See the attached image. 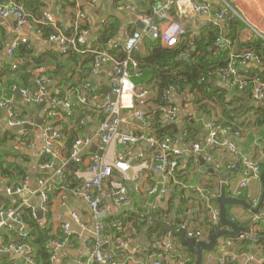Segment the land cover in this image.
Instances as JSON below:
<instances>
[{
    "label": "crops",
    "instance_id": "obj_1",
    "mask_svg": "<svg viewBox=\"0 0 264 264\" xmlns=\"http://www.w3.org/2000/svg\"><path fill=\"white\" fill-rule=\"evenodd\" d=\"M30 1L31 3H29ZM195 1L204 2L206 0ZM8 2H14L23 7L27 14L28 24L23 31L15 32L13 29L14 21L12 19H0V101L6 97L10 99L16 119L24 121V124H29L32 128L18 129L22 125L12 126L7 110L0 108V154L3 155L4 161L13 164L16 169L25 172V178H28V182L25 184L24 178L21 179L20 183L18 182L20 178L16 174H13L10 178H2L0 176V208L8 210L16 207L20 216L23 215L27 219L29 216V219L35 224L33 223L34 226L30 229L28 224L23 223L21 225L7 220L6 227L0 230V236L4 235V237L11 241L19 242V240H24L21 232L26 231L29 235L32 232L33 234L44 232L48 237L52 238L51 240L53 238L62 239L61 223L65 221L70 223V231L72 232L69 237V243L66 247L58 249L55 252V261L50 264H79L88 261L90 249L87 246V240L90 238H94L95 242L102 244L101 250L103 252L112 250V246L108 240L124 239L126 246L123 251V260L126 264H152L154 256L163 252L165 246L174 241L175 249L169 255L166 264H193L196 260L195 257L189 254L187 248L182 246L176 238L165 233L162 228L163 236L158 237L157 233L149 235L150 226L154 224L151 219H148L139 229L129 224L126 226L125 234L121 237H118L114 233L112 226H106V231L100 239L93 237V234L89 232L94 226L93 218L87 203L81 198H72L71 195L65 194L64 189L58 188L59 180L54 176L56 171L61 167V163L67 160V144L69 139L71 137L92 135L103 121L104 117L100 110L104 98L106 95H109L105 91L110 88L109 72L112 64L103 65L95 75H91V62L87 61V58H90L89 53L79 54L70 50L67 55L61 54L57 51L55 45L48 42V37L58 35L62 31H74L78 29L80 36L78 43L80 47L96 49L93 45L97 41L98 32L103 27V24L111 21L114 23L113 21H115L118 24V31L113 41L124 43L135 34L142 32V30L136 27L135 14L120 9V0H0V3ZM162 2V0H133L137 11L147 15L152 5L160 6ZM261 2H264V0ZM212 5L215 9H219L230 4L229 0H214ZM235 5L243 7L239 2H235ZM29 8L31 9L29 10ZM45 12L53 17L55 20L54 25L44 18L43 14ZM173 15H176V13H173ZM181 22L187 32L192 36L194 35V44L188 46V39L186 38L178 46L179 48L184 47V50L181 51L182 53L192 56L195 52L194 48L199 47L201 39L199 27L201 21L200 18L191 12L187 13ZM228 31L226 30L222 34L224 39L228 40L231 45L230 47H232L230 54L242 53L243 50L239 47L237 40L231 42L227 39ZM250 35L252 33L248 35L242 32L241 35L237 36L241 41L253 38L252 36L249 37ZM18 38L27 40V44H21L17 48V50L21 47L28 48L26 56L27 64L25 69L20 66L23 65L20 63L18 68L13 70L12 65L14 64V60L23 59L20 55H17V50L14 60L8 55L9 48ZM154 43L155 41L152 40L151 36L146 34L138 52L142 64L146 61L144 58L149 57L154 50L153 47L156 45ZM206 44L207 42L205 41L203 45L206 46ZM207 53L216 54L214 44L208 46ZM187 57L183 60H186ZM175 59L182 61L175 57L172 62ZM149 61L153 63L152 59ZM165 62L166 60L160 65H155L159 70V76L154 75L149 83L146 82L147 84L143 85L150 92L148 98L135 102V108L144 113V123L135 118L134 112L128 111L124 115L127 122L125 126L135 134L154 136V128L151 129L150 125L155 120L156 115H158L160 123L162 125L175 126L177 134L176 137L166 136L165 140H158L160 142H168L170 148L183 151L182 148H184L185 143L181 138V131L183 130L184 121L187 119L197 120V124L203 128L197 144L202 147L200 154L205 159L204 169H202L198 160L191 153L184 152L179 161L174 183L167 186V195L160 204L158 211H152V198L146 197L147 189L154 183L152 176L144 172L145 175L143 174L139 191L132 189V178L135 173L141 171L143 168L140 164V154L150 157L154 155V152L153 150L146 149L147 147L144 144L132 145L126 158L131 165L133 176L130 177L128 173L114 170L113 179L104 184L105 188H110L111 186H125L128 188L127 182L129 181L130 188L128 190L132 204L127 210H124L106 200L99 207V212L104 220L118 218L125 211L133 212L136 215H140L139 213L141 212L148 217L153 215L158 220L169 221L175 230L186 226L187 234H197L201 239L207 241L213 231L214 224L218 229H224L223 226L213 221L211 214V209L217 210L215 199L220 194L223 181L211 174L210 171L216 170L226 177L232 174L231 169L235 167L237 159H240L243 155L249 156L260 165L264 163V124L257 125V114L248 113L246 109L250 104L261 108L264 106V102H253L251 97L246 98L241 91L224 84L218 74V70L209 71L211 73L208 72L209 75L206 74L205 79V92L213 93L214 100L203 98L199 102L196 97L197 91L192 94L189 88L181 91L178 87L171 85L174 90L170 99L178 108L176 119L171 121L165 117L164 108L166 105H163L164 103H161L159 100V85L162 76L176 77L182 72V69L180 67L172 68L170 67V62ZM237 70L241 78L256 76L257 72L264 74V67L253 62L245 66H239ZM41 75H46L51 79L48 97L44 98L39 104H34L40 106L41 109L29 108L20 103V101L17 102L15 94L17 91L20 92L21 100L24 101L26 100L23 98L21 90L30 89L32 92L37 91V86L33 82V79ZM10 84L13 85L12 88H15V90L9 88ZM60 89L65 94L61 99L55 96L61 92ZM66 94L67 98L65 97ZM221 94H223V99H220ZM240 98L243 101H240ZM80 100H84V102L79 103ZM69 103L73 105L69 107ZM200 104H205L206 109L211 111L210 116L207 118L208 121L220 120L225 122L226 119H224L222 111L226 106L228 109L230 107L234 109L233 125H236L237 114L241 117L243 115V119L249 122L246 123L243 119H240L246 126L244 128L238 127L237 132H240L239 137L235 136L234 132L227 130L228 127L223 126L225 129L227 128L224 138L229 142L235 143L234 145L237 147L234 155L229 154L227 150L206 147L205 138L208 137L209 130L205 128V125L208 121H206L207 119L204 118L201 112L197 111ZM67 108H70L71 111L68 112ZM81 111H84L85 114L80 115ZM165 119L169 122L165 121ZM39 121H41L40 126L37 125ZM48 129H52L63 136V151L57 160H51V167L46 169V163L43 162L44 157L40 155V152L44 149L46 141L52 133V130L48 131ZM237 151L240 152L237 153ZM123 153H125V148L114 141L103 152V163L111 165L115 159H122ZM95 154H98L96 144H92L83 150L81 154V169L76 171V177L80 180V183L83 180L89 179L90 175L87 168L92 155ZM209 157L211 161L207 160ZM65 167L63 168L64 177ZM240 167L242 168L241 165ZM263 171L261 169V174ZM158 178V176L155 177V182H157ZM244 178H247V174L237 168L234 176L228 178L225 182L227 197L241 200L249 206L227 205L228 219L241 228H247L250 232L252 228L251 221L257 217L256 228L260 237V232H264V201L261 203L262 184L259 177L258 180L250 181L237 194L239 183ZM40 179H47L48 186L52 191L47 204V212H43L42 217L37 218L36 215L32 217V213L34 214L36 208H39L40 194L43 191L38 184ZM16 183L19 184L18 186L25 184V189L19 194L8 195L6 189L9 187L14 188ZM200 192L212 198L214 204L210 203L208 206L201 199ZM181 197L186 202V205L181 207L183 211L179 216L184 221V225L176 227V216L170 210V206L173 205L174 210L180 208L178 207V200ZM23 201H27V203L22 206ZM205 203L207 204L206 206L211 207L208 215L205 208H203V204L205 205ZM257 208H259L258 214H255L252 210ZM71 212L77 213L81 222L86 226V231L82 230L79 224L70 217ZM158 212L163 213L161 214L162 217L170 216L160 219L157 217L160 214ZM58 216H61V222L57 220ZM204 219H207L206 225L204 224ZM2 220L3 218L0 217V221ZM244 235L246 234L222 239L221 244L213 252L203 255L201 264H218L219 258L228 254L240 255L241 258L238 264H244L245 258H243V254L249 252H252L255 264H264V245H258L257 243H254V245L249 244L248 246L243 245L245 241ZM261 239L264 241V237ZM2 243L4 244L3 239ZM20 245H25L30 249L33 257L38 255L39 249L36 247H31L27 244ZM4 258L9 264H26L23 257L13 251L3 253L0 256V264H2ZM38 264L45 263L38 261Z\"/></svg>",
    "mask_w": 264,
    "mask_h": 264
},
{
    "label": "built area",
    "instance_id": "obj_2",
    "mask_svg": "<svg viewBox=\"0 0 264 264\" xmlns=\"http://www.w3.org/2000/svg\"><path fill=\"white\" fill-rule=\"evenodd\" d=\"M162 1L163 2L160 6L155 4L152 5L149 10L150 12L147 15L137 11L133 0H120L119 8L134 13L136 21H139L144 25L142 32L135 34L130 40L124 43H118L115 41L109 43L114 48L119 49V52L121 51L124 54V57L120 60L115 59L106 50L105 52L103 50L98 51V49H91L89 47H80L78 43L80 37L78 29L74 31H59L60 33L58 32V35H51L48 37V42L53 43L57 51L61 54H66L70 50H73L79 54L89 53L96 55L95 62L92 64L90 70L91 75H95L103 65L112 64V68L109 72V86L111 93L116 96V101L111 102L109 95H106L102 105L103 114L105 115L104 120L92 135L82 136L74 140L70 147L66 162L61 163V167L54 174L59 180L58 183L62 185L65 181L64 166L69 162L78 163L81 161V154L85 148L92 144L97 145L98 154L92 155L87 168L90 175L89 179L83 180L80 186L75 188L70 195L72 198H81L87 203L94 224L89 232L93 234V237L98 239L103 236L102 233L106 228L105 220L102 219L101 213L99 212V207L102 205L103 201L107 200L116 207L124 210H127L132 204V199L127 187L111 186L110 188H105L104 186L105 183L113 179L114 170L121 173H127V171L131 169V165L126 158V155L129 153V148L132 145L139 143L144 144L147 147L146 149L153 150L154 152V155L150 157H146L145 154H140V164L143 168L141 171L135 173L132 178V189H134V191H139L143 174L145 175L144 172H147L152 176V181L154 183L147 189L146 193L147 198H152V211H158L160 204L167 195V186L174 183L175 174L178 170L179 161L183 153L189 152L194 155L202 150V147L199 144H193L191 147L184 144V148H182L183 151L173 149L169 147L168 142H160L151 135L135 134L125 126L127 122L124 115L125 112L128 111L134 112L135 118L144 123V113L135 108V102L147 99L150 94L149 90L143 87V85H135L131 80L132 76L136 78L140 77V73L136 70L137 64L133 59V54L140 49L146 34L150 35L152 40L160 41V43L166 48L176 47L186 38L188 39V46H192L194 44V35L192 36L189 34L181 22L187 13L192 12L193 15H196L198 18H215V22H201L199 30L204 29L208 25H213L220 28V31L226 30L230 23L236 19L237 15L235 13L230 14L223 10V8H226L228 5L215 9L212 5L214 0H206L204 2H197L195 0ZM173 13H176V15H173ZM43 16L48 22L53 25L55 24V20L50 14L45 12ZM0 19H12L14 21L13 29L15 32L23 31L28 24L25 10L21 5L14 2L0 3ZM21 44H27V40L24 38H18V40L9 48L8 55L11 59L14 60L15 52ZM230 46L229 42H227L222 35H219L215 41L214 49L216 51H221ZM180 57H185V54L181 53ZM251 62L262 66L261 59L250 51H244L239 55L230 54L225 69L220 72L219 75L224 84L228 85V87L235 88L238 91H244V89L250 84L252 100L255 103H262L264 102V74L263 76H255L247 80L246 78H241L237 70L239 66H244ZM20 63L25 64L26 59L14 60L12 69H17ZM33 82L37 86L36 92H32L30 89H24L21 90V93L26 101L33 104H39L49 95L51 79L46 75H41L40 77L34 78ZM12 89L15 90V88ZM173 90L174 88L169 86L164 89L161 94L162 102L166 105L164 108L165 117L171 121H174L178 114V108L170 99ZM65 97L67 98V94ZM82 102H84V100H80L79 103ZM72 105L73 104L69 103V107ZM0 108L7 110L9 113L10 124L12 126H21L25 123L24 121L16 119L12 101L7 97L2 98V101H0ZM67 111L70 112L71 109L67 108ZM205 128L209 130L208 137L205 138L206 147H216L218 149L227 150L228 153L232 155L236 153L237 147L234 145L235 143L229 142L224 138L227 128L225 129L222 125H219L213 120H209L206 123ZM50 130L52 129H48V131ZM227 130H230V128L228 127ZM234 135L237 137L240 136L239 133H235ZM114 141L125 148V153H123L122 159H115L111 165H105V163H103L102 154ZM62 151L63 136L52 130V133L47 139L45 147L40 152V155L44 158L57 160ZM207 160L211 161V158L209 157ZM239 163L248 174L247 178L240 181L237 194H239L240 190L246 187L250 181L258 180L261 174L259 163L249 156H241ZM45 167L46 169L51 167V163H46ZM156 176L159 177L157 182H155ZM24 182L26 184L28 178H24ZM25 184L16 188L9 187L6 189V193L8 195L19 194L25 189ZM38 184L43 189L40 194L39 209L42 212H47V204L52 190L48 186L47 179H40ZM200 197L206 203L210 201V198L201 192ZM26 203L27 201H23L22 206L26 205ZM17 210L18 208L16 207L8 210H2L0 208V217L4 218L0 221V230L6 227L7 220L21 225L23 224L21 216ZM211 214L213 221L218 223V211L216 209H211ZM32 217H35V212L34 214L32 213ZM70 217L79 224L82 230H87L76 212H71ZM126 217L127 215L124 214V219H126ZM57 220L61 222V216H58ZM257 222L258 218H253L251 221V231L244 235V239L251 244H254L259 238V233L256 228ZM61 229L62 239H53L46 246L50 254V263H54L55 261V252L68 245L69 237L72 234L69 222L62 221ZM21 236L23 239H28L30 237L29 233L26 231H22ZM108 242L112 246V250L109 252H103L101 250V243L95 242L94 238L88 239L87 246L90 249V258L88 261L79 264H126L123 260V251L126 246V241L124 239H114L108 240ZM174 249L175 245L174 241H172L165 246L163 252L154 256L152 264H166L169 255L173 253ZM11 251L21 255L26 264H36L32 259L30 249L25 245L12 242L3 244L0 236V256L3 253ZM240 258V255L228 254L219 258L218 264H238ZM243 258H245L244 264H255L252 252L243 254Z\"/></svg>",
    "mask_w": 264,
    "mask_h": 264
},
{
    "label": "trees",
    "instance_id": "obj_3",
    "mask_svg": "<svg viewBox=\"0 0 264 264\" xmlns=\"http://www.w3.org/2000/svg\"><path fill=\"white\" fill-rule=\"evenodd\" d=\"M16 1V0H15ZM31 3V1L29 2ZM36 3V2H35ZM32 7V6H31ZM31 8H29L30 10ZM114 23L111 22H107L105 24H103V27L99 30L98 35H97V41L94 42L93 47H96V49H102L103 51H107L110 55H112L115 59L120 60L122 59V57H124V54L117 48H114L111 44L115 35L117 34L118 31V24L117 22L113 21ZM228 31V39L233 42L234 40H237L239 43V47L243 50L242 53L245 51H250L252 53H254L255 55H257L260 59H261V63L262 66L264 67V42L259 39V38H250L247 39V41H245L246 39H244V41H240V39H238L237 35H241L242 32L246 33V27L245 24L238 21V20H234L232 23H230L229 27L227 28ZM201 33V39L199 42V47L198 48H194V55H188L186 54L185 57H180L179 54L182 53L181 51L184 50V47L182 46V48H179V46L176 47H172V48H166L164 47L160 41H155L154 45L155 47H153V51L151 53V55L149 57H146L144 59H146V61L142 64V62L140 61V56L138 54L139 50L133 54V59L135 61V63L137 64L136 66V70L140 73V77L136 78L133 77L131 78L132 82L135 85H146L147 83H149L150 79L155 75V76H159V70L158 68H156L155 65H160L162 64L163 61L166 60L165 63L170 62V67L172 68H177L180 67L182 69V72L179 73L176 77H172V76H162L161 77V82L159 85V100L161 103L162 102V91L164 89H166L167 87L173 85L175 87H178V89H180L181 91H185L186 88H189L191 93L193 94V92L197 91L196 93V97L199 100V102L202 101L203 98H209L211 100H214V96L213 93H206L205 89H206V74L209 75V71H214V70H218V72H222L226 65H227V60L230 56V52L232 47L229 48H225L221 51H216V54H208L207 53V48L208 46H211L215 43V41L217 40L218 36H219V28L215 27L213 25H208L206 26L204 29H202L200 31ZM240 33V34H237ZM207 42L206 46L203 45L204 42ZM247 42V43H246ZM28 48L26 47H21L19 48L16 52L17 55L21 56L23 59H26V56L28 54ZM68 53H66L65 55H67ZM240 54V53H239ZM236 53V55H239ZM188 56V57H187ZM208 56H210L208 58ZM89 59L87 58V61L91 62V66L92 64L95 62L96 59V55L94 54H89ZM179 58L182 61H177L176 59L172 62V60L174 58ZM186 60H183L184 58H186ZM55 58V56H54ZM76 58V56H75ZM153 60V63H151L149 60ZM37 61V60H36ZM176 61V62H175ZM37 63H39L37 61ZM27 64V60L26 63L22 66L24 69L26 67ZM245 66V65H244ZM209 72V73H208ZM218 73V74H219ZM261 73H256V76H263V74ZM255 77V75L253 76ZM253 77H246V79L248 80L249 78H253ZM147 82V83H146ZM146 83V84H145ZM12 84H10L9 88H12ZM61 90V89H60ZM241 93L246 97V98H250L251 97V86L250 84L244 89V91H241ZM64 93L59 92L57 95H55L56 97H60V99L62 97H64ZM52 98V97H51ZM220 99H223V94H221ZM252 99V97H251ZM240 101H243L242 98L239 99ZM253 101V100H252ZM254 102V101H253ZM72 104V103H71ZM164 105V104H163ZM230 106V105H227ZM247 112H252V113H256V122L257 125H262L264 124V106H262L261 108L256 107L255 105L250 104V106H247ZM101 113L103 115V117L105 118V115L103 114V110L101 108ZM197 111L201 112L202 115L204 116V118H208V116H210L211 111H209L208 109H206V105L205 104H200L199 107L197 108ZM85 114L84 111L80 112V115ZM223 117L224 119H226V121H216L217 123H219V125L225 126V127H229L230 131L234 132V133H239L238 131V127H245L246 125H244L243 121L240 119H243V115L242 117L239 116V114H237V121H236V125H233L232 123V119H234L235 116V112L234 109H231V107L228 109L226 106L224 107L223 111H222ZM103 118V120H104ZM210 119V118H209ZM245 121V119H243ZM208 121V119L206 120ZM197 120H192V119H187L186 121H184V125H183V130L181 131V138L183 139L184 143L191 147L193 144H197L200 140V134L201 131H203L202 126H199L197 124ZM246 122V121H245ZM249 123V122H246ZM151 129L154 128V136L155 138L159 139V140H165L166 136H170V137H176V127L173 125H162L160 123V120L158 119V115H156L155 120L151 122L150 125ZM79 137H71L69 139V142L67 144L68 146V152L66 157L68 158L69 155V150L70 147L72 145V143L74 142V140H76ZM204 140V139H203ZM43 162L45 163H51V159L49 158H44ZM81 165H82V159L81 161H79L78 163H72L69 162L66 165V169H65V181L64 183L61 185L58 183V188L60 189H64V193L65 194H69L75 189L78 188L80 183V180L76 177V171L81 169ZM261 169L264 170V163L261 164ZM177 173V171H176ZM13 174H16V176H18V178H20V180L18 181L20 183L21 179L25 178V172H22L19 169H16L14 167L13 164H9L6 161L3 160V155L0 154V176L2 178H10ZM177 175V174H175ZM19 184H15V188L19 187ZM115 187V186H114ZM179 206L180 208H178L177 210L173 209V205L170 206V210L173 211L174 215L176 216L175 218V224L176 227L177 226H183L184 225V221L182 219L179 218V216L182 214L183 209L181 208L183 205H186L185 199L183 197H181L179 200ZM210 203L214 204V200L212 198H210V201L207 203L208 205H210ZM205 203V205L203 204V208H205L206 214L208 215V211H210V208ZM160 213V212H158ZM124 214L127 215L126 219H124ZM124 214L120 215L118 218L115 219H107L105 220L106 222V226H112V230L114 231V233L116 235H118V237H121L123 234H125V229L126 226H128L129 224H131V226H133L136 229H139L142 225L145 224L146 221H148V219H150L147 215L143 214V213H139L140 215H136L133 214V212H125ZM160 213L158 214V218L160 219H164L169 217L170 215H167L166 217H162ZM136 215V216H135ZM143 220V221H140ZM21 221L24 224H28L30 226V229L34 226L33 225V221L28 219L27 217H24L23 215H21ZM204 224H207V219H204ZM29 222V223H28ZM35 224V223H34ZM34 230V229H33ZM150 232L149 235H154L157 233L158 237L163 236V232L161 230V227H159L156 224H151L150 226ZM106 231V229H105ZM102 233V235L104 234V232ZM33 232L30 234V237L26 240H19V242H15V241H11L10 239L1 236V238L3 239L4 244H8V243H16V244H27L31 247H36L37 249H39L38 255L36 257H33L32 255V259L33 261L38 264V261H42L45 264H50V254L46 248V246L49 244V242L51 241L52 238L48 237V235H46L44 232H38L37 234H33ZM259 235V234H258ZM260 237H264V232H260ZM258 238L257 241L255 242V244L257 243L258 245H264V241L261 238ZM54 240H56L57 238H53ZM60 239V238H59ZM6 241V242H5ZM249 243L248 241H244L243 245L248 246ZM254 245V244H253ZM2 264H9L8 261L4 258Z\"/></svg>",
    "mask_w": 264,
    "mask_h": 264
},
{
    "label": "water",
    "instance_id": "obj_4",
    "mask_svg": "<svg viewBox=\"0 0 264 264\" xmlns=\"http://www.w3.org/2000/svg\"><path fill=\"white\" fill-rule=\"evenodd\" d=\"M200 21L205 22V23L215 22V18L200 17ZM135 23L138 29L140 30L144 29V25L141 22L136 21ZM223 31L226 32V30H223ZM105 92L110 95L111 102L116 101V96L111 93L110 88L106 90ZM15 94H16L17 102L20 101V103H22L23 105L29 108H33L37 110L41 109L40 106L31 104L24 100H21V94L19 91H17ZM165 121L169 122L167 119H165ZM40 124H41V121L37 123L38 126H40ZM21 128L26 129V128H32V127L29 124H24L21 127H18V129H21ZM239 152L240 151H237V153ZM193 156L198 160V163L200 164V166H202V169H204L203 166L205 165V159L202 158V155L200 154V152L195 153ZM237 168L240 169L241 172L248 174L243 168L240 167L239 158L236 161L235 167L231 169L232 174L226 177L221 175L216 170L210 171L211 174L219 177V179L223 181V184L221 185L220 194L219 196L216 197L215 203H216L217 210H218V224L223 226L224 229H218L217 226L214 224L213 231L209 235V238L207 239V241L201 239L197 234H194V235L193 233L192 235L187 234L186 226L175 230L174 227L169 223V221L168 222L161 221V220H158L153 215L149 216L152 223L161 227L165 233L169 234L173 238H176L182 246L187 248L188 253L194 256L196 259L193 264H201L203 260V255L205 253L213 252L216 249V247L221 244L222 239L226 237H236V236H240L241 234L249 233V230L247 228L245 229L241 228L228 219V213H227V208H226L227 205H241L243 207H249L246 203H244L241 200L227 197L225 193V187H226L225 182L227 181L228 178H232L234 176V173ZM127 173L129 174L130 177H132L133 176L132 168L128 170ZM260 182L262 184V192H263L262 197H261V203H262L264 201V171L260 175ZM127 185H128V188H130L129 181L127 182ZM258 210L259 208L253 209L252 211L255 214H258ZM35 215L37 216V218H41L43 215V212L39 208H36Z\"/></svg>",
    "mask_w": 264,
    "mask_h": 264
},
{
    "label": "rangeland",
    "instance_id": "obj_5",
    "mask_svg": "<svg viewBox=\"0 0 264 264\" xmlns=\"http://www.w3.org/2000/svg\"><path fill=\"white\" fill-rule=\"evenodd\" d=\"M261 1L262 0H229L231 6L228 5L226 8H223V10L230 14L235 13L237 15L235 20L245 24L246 33L248 35L252 33L249 37L252 36L255 39L259 38L264 42V2ZM235 2H239L243 7H237Z\"/></svg>",
    "mask_w": 264,
    "mask_h": 264
},
{
    "label": "flooded vegetation",
    "instance_id": "obj_6",
    "mask_svg": "<svg viewBox=\"0 0 264 264\" xmlns=\"http://www.w3.org/2000/svg\"><path fill=\"white\" fill-rule=\"evenodd\" d=\"M222 33H223V31H222V30L220 31V28H219V35H222V36H223ZM214 44H215V43H214Z\"/></svg>",
    "mask_w": 264,
    "mask_h": 264
},
{
    "label": "clouds",
    "instance_id": "obj_7",
    "mask_svg": "<svg viewBox=\"0 0 264 264\" xmlns=\"http://www.w3.org/2000/svg\"><path fill=\"white\" fill-rule=\"evenodd\" d=\"M226 30H228V29H226Z\"/></svg>",
    "mask_w": 264,
    "mask_h": 264
}]
</instances>
